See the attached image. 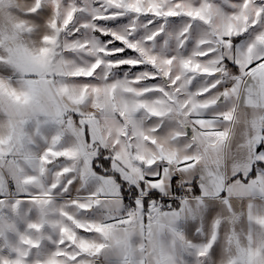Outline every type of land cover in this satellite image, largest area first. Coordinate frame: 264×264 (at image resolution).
<instances>
[{"label":"snow or ice","instance_id":"1","mask_svg":"<svg viewBox=\"0 0 264 264\" xmlns=\"http://www.w3.org/2000/svg\"><path fill=\"white\" fill-rule=\"evenodd\" d=\"M0 264H264V0H0Z\"/></svg>","mask_w":264,"mask_h":264}]
</instances>
